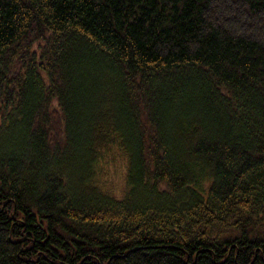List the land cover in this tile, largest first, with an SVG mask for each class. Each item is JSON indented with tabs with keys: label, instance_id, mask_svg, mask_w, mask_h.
I'll return each instance as SVG.
<instances>
[{
	"label": "trees",
	"instance_id": "1",
	"mask_svg": "<svg viewBox=\"0 0 264 264\" xmlns=\"http://www.w3.org/2000/svg\"><path fill=\"white\" fill-rule=\"evenodd\" d=\"M0 264H264V0H0Z\"/></svg>",
	"mask_w": 264,
	"mask_h": 264
},
{
	"label": "rangeland",
	"instance_id": "2",
	"mask_svg": "<svg viewBox=\"0 0 264 264\" xmlns=\"http://www.w3.org/2000/svg\"><path fill=\"white\" fill-rule=\"evenodd\" d=\"M116 152V150H115ZM103 170L104 183L114 196L121 198L127 189V158L117 152L112 158L109 156L101 164Z\"/></svg>",
	"mask_w": 264,
	"mask_h": 264
}]
</instances>
